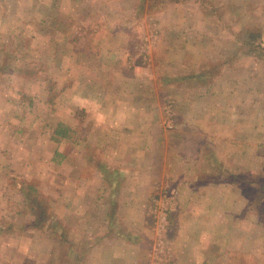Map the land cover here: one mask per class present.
Returning <instances> with one entry per match:
<instances>
[{
    "label": "rangeland",
    "instance_id": "rangeland-1",
    "mask_svg": "<svg viewBox=\"0 0 264 264\" xmlns=\"http://www.w3.org/2000/svg\"><path fill=\"white\" fill-rule=\"evenodd\" d=\"M159 2L0 0V165L13 164L17 171L12 174L0 168V221L8 223L17 210L23 211L14 221L22 228L0 234V264H21L28 250L41 246L42 235L39 244L30 246L33 234L23 228L32 218L31 205L23 201L31 182L50 179L45 187L33 183L32 195L50 212L54 209L53 214L57 210V177L59 167L62 172L65 167L49 162L51 168H44L42 157L46 154L44 159L49 161L47 156L56 147L50 139L55 131H65L70 139L64 126L81 127L87 122L80 101L74 103V97L85 93L76 68L83 80L93 82L105 80L106 68L116 75L136 71L150 79L160 68L158 124L170 140L177 129L174 117L179 102L182 111L186 105L193 107L191 125L182 128L198 134L199 117L210 119L206 132L219 134L230 146L223 145L219 154L209 147L207 158L233 172L242 155L240 175L223 180L241 189L249 216L261 225L250 232L249 224L240 220L252 249L231 254L230 264H264V0H165L161 7ZM65 67L70 71L65 73ZM92 85L100 90L96 83ZM68 87L72 93L65 90ZM119 88L114 87L110 97L119 95ZM69 94L72 98L65 99ZM209 137L199 139L209 144ZM227 148L233 152L228 154ZM26 156L32 168L20 164ZM167 156L169 161L170 153ZM21 175L29 183L24 180L17 187L12 180ZM68 176H74L73 170ZM155 186L146 208L151 235L147 260L172 264L174 246L168 229L176 194L166 176ZM42 229L36 230L42 234ZM227 239L232 250L237 239L228 231Z\"/></svg>",
    "mask_w": 264,
    "mask_h": 264
},
{
    "label": "crops",
    "instance_id": "crops-1",
    "mask_svg": "<svg viewBox=\"0 0 264 264\" xmlns=\"http://www.w3.org/2000/svg\"><path fill=\"white\" fill-rule=\"evenodd\" d=\"M77 52L85 57L81 49ZM106 69L105 80L99 82H93L92 78L83 80L80 68L75 69L76 79L81 81L85 93L74 97V103L80 101L87 122L81 127L74 123L64 126L70 139L63 130L59 135L55 131L50 138L56 147L50 150L49 161L44 159L46 154L42 157L43 167L51 168L49 162H58L59 166L65 167V172L59 167L61 175L57 177V198H54L58 220L53 214L54 209L51 210L55 228L43 225L42 234H39L30 210L29 217L32 218L24 222L23 227L31 229L33 234L28 244L35 246L41 235L43 238L37 250H28L21 264H148L151 235L146 208L155 184L165 176L176 194V209L170 214L168 229L174 246L172 264H230L231 254L252 249L240 220L249 224L250 232L261 225L249 216L247 199L241 189L234 182L223 180L240 175L242 155L233 164L237 167L233 172H228L217 160L210 161L207 158L208 152L211 153L209 147L214 146L215 153L219 154L223 145L230 144L219 134L210 136L206 132L204 127L209 126L210 119L204 116L199 117L198 134L190 132L188 127L182 128L191 125L193 107L186 105L182 111L180 102L174 117L177 129L170 135L172 140L162 134L158 124L161 115L158 113L156 82L162 71L160 68L152 79L136 71H121L116 75ZM99 70L103 73L101 68ZM64 71L67 73L70 69L65 67ZM93 83L98 85L99 91ZM118 86H121L119 95L110 97L109 92ZM65 90L72 93V87ZM71 96L69 94L65 99H71ZM67 113L70 122H74V115L71 117L69 111ZM218 129L216 124V131ZM203 135L210 136L209 144H202L199 136ZM183 141L191 145H183ZM226 151L231 154L233 149ZM27 158L24 163L20 162L23 169L32 168L33 162ZM14 167L8 163L0 165L4 168L1 172L5 170L12 174L17 172ZM71 170L73 177L68 176ZM24 180L28 182L21 175L12 181L18 187ZM49 180L47 178L46 182ZM46 182L42 179L41 183L38 180L33 183L45 187ZM33 183L23 192V201L29 202L28 195L33 197ZM38 191H41L39 187ZM22 213L17 210L12 216L14 219L8 223L0 221V234L22 228V224L14 222ZM56 230L60 232L59 236L54 233ZM227 231L237 239L232 250L226 245ZM258 247L257 244L253 250Z\"/></svg>",
    "mask_w": 264,
    "mask_h": 264
},
{
    "label": "trees",
    "instance_id": "trees-1",
    "mask_svg": "<svg viewBox=\"0 0 264 264\" xmlns=\"http://www.w3.org/2000/svg\"><path fill=\"white\" fill-rule=\"evenodd\" d=\"M171 1H176V0H171ZM165 3V0H160L159 6L161 7ZM62 130H57L55 132L56 135L62 134ZM28 201L29 204L31 205V210L34 214V226L35 229H39L45 225L47 228L50 227L54 229L55 225H53V220L52 216L50 215V209L47 204H45L43 201L39 200L36 197H31V195H28ZM56 236H59L58 230L54 232ZM62 235V234H61Z\"/></svg>",
    "mask_w": 264,
    "mask_h": 264
}]
</instances>
